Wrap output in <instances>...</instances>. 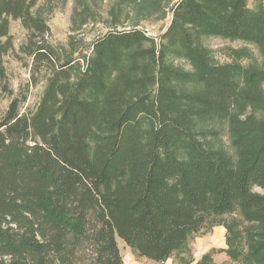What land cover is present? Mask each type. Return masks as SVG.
<instances>
[{
  "label": "trees",
  "instance_id": "obj_1",
  "mask_svg": "<svg viewBox=\"0 0 264 264\" xmlns=\"http://www.w3.org/2000/svg\"><path fill=\"white\" fill-rule=\"evenodd\" d=\"M36 2L0 0V90L11 20L28 31L19 49L33 69L47 71L34 110L19 113L13 100L0 119V264H124L116 237L162 263L209 218L236 208L260 223L245 258L264 264V195L251 191L264 185V122L253 114L264 110L263 8L177 0L158 45L136 25L108 30L75 74L47 42ZM90 17L75 6L71 29ZM206 35L253 45L258 65L212 62ZM169 53L187 57L191 71ZM192 77L198 90L178 89ZM211 117L228 119L237 161L195 137L194 119ZM213 251L195 264H216Z\"/></svg>",
  "mask_w": 264,
  "mask_h": 264
},
{
  "label": "rangeland",
  "instance_id": "obj_2",
  "mask_svg": "<svg viewBox=\"0 0 264 264\" xmlns=\"http://www.w3.org/2000/svg\"><path fill=\"white\" fill-rule=\"evenodd\" d=\"M175 1L177 0H37L31 12L44 19L49 27L47 42L58 52L62 51V54L72 59L77 74L84 68L85 61L90 56L92 42L108 30L129 29L136 25L153 37L158 45L159 35L171 17L170 6ZM81 4L87 6L91 17L87 23L72 30L70 21L72 10L75 6L81 7ZM248 6L253 9L261 7L264 11V3L261 0H248ZM9 33L14 49L2 56L7 91L0 90V119L13 100L17 102L19 113L32 112L42 95L47 76L43 65L39 69H33L31 58L19 49L26 43L28 34L19 20L10 21ZM202 43L214 63H234L240 68L258 65L259 54L251 44L214 35L204 36ZM168 60L177 68L191 71V64L183 55L169 53ZM199 87L200 84L193 77L190 82L178 85V89L185 92L196 91ZM261 87L264 92V82ZM247 111L248 109L245 113ZM253 114L264 122V110L255 111ZM193 132L205 146L221 150L234 162L237 161V151L232 144L227 118H195ZM251 191L264 195V185L253 186ZM260 227V223L244 220L240 210L236 208L231 213L209 218L198 233L189 237L186 247L174 253L184 254L180 256L189 258L193 244L200 247L203 242L206 244L205 238L210 236L209 238L218 240L215 247L211 248L214 249L211 255L216 264H256L254 259H246L245 254L248 237L252 235L250 232L258 231ZM116 242L120 254L123 255L128 247L118 237ZM226 249H234L238 256L236 254L234 257L229 256ZM191 257L189 262L192 261Z\"/></svg>",
  "mask_w": 264,
  "mask_h": 264
},
{
  "label": "crops",
  "instance_id": "obj_3",
  "mask_svg": "<svg viewBox=\"0 0 264 264\" xmlns=\"http://www.w3.org/2000/svg\"><path fill=\"white\" fill-rule=\"evenodd\" d=\"M264 3V0H261ZM205 238V243H202V245L199 247L196 244H193V248L191 249L190 257L192 258V261L189 262V258H186L181 253H173L169 258H167L162 263H157L151 260H148L144 257H136L135 254L130 250V248H126L124 251V254L121 255L123 263L124 264H195L196 261L201 257L202 254L206 253L209 249L215 247V243L218 242V240H214L209 238ZM126 247V246H125ZM124 248V246H123ZM122 254V253H121Z\"/></svg>",
  "mask_w": 264,
  "mask_h": 264
}]
</instances>
